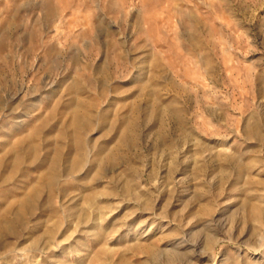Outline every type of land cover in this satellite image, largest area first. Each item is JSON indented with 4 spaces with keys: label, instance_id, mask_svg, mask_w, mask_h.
<instances>
[{
    "label": "rangeland",
    "instance_id": "374dc122",
    "mask_svg": "<svg viewBox=\"0 0 264 264\" xmlns=\"http://www.w3.org/2000/svg\"><path fill=\"white\" fill-rule=\"evenodd\" d=\"M0 157V264H264V0H0Z\"/></svg>",
    "mask_w": 264,
    "mask_h": 264
},
{
    "label": "bare ground",
    "instance_id": "6f19581e",
    "mask_svg": "<svg viewBox=\"0 0 264 264\" xmlns=\"http://www.w3.org/2000/svg\"><path fill=\"white\" fill-rule=\"evenodd\" d=\"M81 117L77 114H74L73 118L71 119L73 121L74 124H77L80 120ZM37 137V132L33 131L32 135L28 138V139H23L20 140L17 144L8 146L9 149L14 153V152H19L23 150L24 144L28 143L29 147H30V151L31 153L35 154L37 153L38 150V146L33 142L34 139ZM28 147V148H29ZM25 148V147H24ZM8 150V149H7ZM6 150V151H7ZM16 154V153H15ZM20 158L17 156L14 160V171L16 172V167H18L20 165ZM77 164V163H76ZM3 165V159L0 157V167ZM8 176V175H7ZM6 179V178H5ZM10 179H12V177L7 178V182L10 181ZM53 182V181H51ZM32 196V195H31ZM37 195L36 193H34L33 197L35 198ZM25 207V206H23ZM8 229V228H7ZM9 231V229H8Z\"/></svg>",
    "mask_w": 264,
    "mask_h": 264
}]
</instances>
